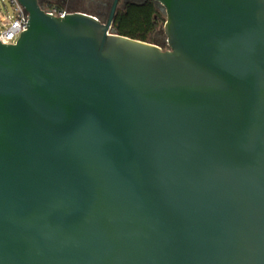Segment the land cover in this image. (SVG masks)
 <instances>
[{
  "label": "water",
  "instance_id": "obj_1",
  "mask_svg": "<svg viewBox=\"0 0 264 264\" xmlns=\"http://www.w3.org/2000/svg\"><path fill=\"white\" fill-rule=\"evenodd\" d=\"M18 0L0 44V264H264V0H146L165 49Z\"/></svg>",
  "mask_w": 264,
  "mask_h": 264
},
{
  "label": "trees",
  "instance_id": "obj_2",
  "mask_svg": "<svg viewBox=\"0 0 264 264\" xmlns=\"http://www.w3.org/2000/svg\"><path fill=\"white\" fill-rule=\"evenodd\" d=\"M83 2H86L88 6L83 9L66 12H81L92 15L101 22L106 20L112 0H83ZM69 3H72V1ZM164 21L163 14L156 9L152 2L130 0L118 8L112 28L117 35L142 42L154 43L157 29H160L158 32L160 36L164 37L161 30Z\"/></svg>",
  "mask_w": 264,
  "mask_h": 264
},
{
  "label": "built area",
  "instance_id": "obj_3",
  "mask_svg": "<svg viewBox=\"0 0 264 264\" xmlns=\"http://www.w3.org/2000/svg\"><path fill=\"white\" fill-rule=\"evenodd\" d=\"M13 7L14 16L0 20V44L14 45L20 34L27 30L28 14L19 4L18 0H9ZM54 17H63L67 12L57 7H50L43 11Z\"/></svg>",
  "mask_w": 264,
  "mask_h": 264
},
{
  "label": "rangeland",
  "instance_id": "obj_4",
  "mask_svg": "<svg viewBox=\"0 0 264 264\" xmlns=\"http://www.w3.org/2000/svg\"><path fill=\"white\" fill-rule=\"evenodd\" d=\"M71 1L72 3H69ZM122 4L123 1L120 0L118 8H120ZM47 5L50 7H58L65 11L83 9L88 6L86 2H83V0H47ZM13 16L14 11L9 0H0V20H3L6 17L11 18ZM159 31L160 29H157V33L154 38V44L165 49V37L160 36V33H158Z\"/></svg>",
  "mask_w": 264,
  "mask_h": 264
},
{
  "label": "flooded vegetation",
  "instance_id": "obj_5",
  "mask_svg": "<svg viewBox=\"0 0 264 264\" xmlns=\"http://www.w3.org/2000/svg\"><path fill=\"white\" fill-rule=\"evenodd\" d=\"M123 1V4L126 3V2H129L130 0H122ZM137 1H142V2H145L146 0H137ZM37 3L40 7V9L42 11L50 8V6L47 5V0H37ZM122 4V5H123ZM154 4V3H153ZM154 6L156 7V9H158L160 11V13H162L161 11V7H159L158 5L154 4ZM163 14V13H162ZM164 47H166V45H164Z\"/></svg>",
  "mask_w": 264,
  "mask_h": 264
}]
</instances>
